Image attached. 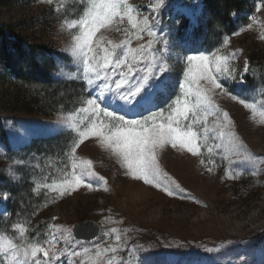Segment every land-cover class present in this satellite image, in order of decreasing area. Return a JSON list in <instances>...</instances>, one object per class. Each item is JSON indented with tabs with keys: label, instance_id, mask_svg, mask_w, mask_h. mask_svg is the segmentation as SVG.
<instances>
[{
	"label": "rangeland",
	"instance_id": "rangeland-1",
	"mask_svg": "<svg viewBox=\"0 0 264 264\" xmlns=\"http://www.w3.org/2000/svg\"><path fill=\"white\" fill-rule=\"evenodd\" d=\"M260 2L246 0L243 10L232 15L231 31L212 30L202 0H165L160 12L163 32L159 34H168L174 82L183 79V65L178 57L238 51L240 55L234 61L237 79L224 83L229 92L248 102L255 101L258 109L253 119L252 111L231 96H213L215 103L230 114L237 138L251 153L262 158L255 174L251 165L240 166L239 171L233 166L235 178H228L229 160L237 157L227 152L216 150L209 154L202 149L206 161L216 160L209 173L200 164L201 157L170 148L163 150L160 154L163 170L185 189L182 195L191 194L190 199L180 195L169 197L159 189L124 177L115 158L94 138L85 140L77 156L93 160L95 170L108 180L111 191L80 188L61 198L42 187L67 171V149L75 137L65 123L70 117L79 123L86 116L77 109L89 91L80 86L86 82L79 68L69 62L68 50L75 30L68 29L65 22L82 14L87 0H0V25L7 26L11 38L39 49V56L45 57L56 85L67 81L79 84L73 106L65 109L60 104L58 110L52 111L40 107L34 98L24 100L17 90L22 86L15 85L13 78L0 82V235L16 240L19 234L14 225L24 223L30 230V238L43 241L50 225L73 229L76 222L90 219L100 224L99 237L80 245L58 240L57 252L79 251L82 247L95 251L94 245H114L115 234L108 237L102 234L116 228L122 240L127 241V248L118 254V259L122 256L131 260L129 252L139 248L143 252L136 255L147 256L151 264H264V116L259 113L264 102V7L256 10ZM130 3L139 8L142 16L150 15L152 0H130ZM201 22L204 28L198 32L196 28ZM101 34L116 43L131 39L133 48L148 39L126 37L123 31L114 28L102 29L97 35ZM192 38L197 40L196 49L185 46ZM40 45L46 48L41 51ZM245 61L250 71L245 76L246 82L241 84ZM0 73L9 72L0 64ZM213 121L210 116L209 126ZM216 143L214 134H210L209 145L215 148ZM220 185L223 190L219 191ZM0 264H6L2 255ZM59 264L68 262L62 256Z\"/></svg>",
	"mask_w": 264,
	"mask_h": 264
},
{
	"label": "snow or ice",
	"instance_id": "snow-or-ice-1",
	"mask_svg": "<svg viewBox=\"0 0 264 264\" xmlns=\"http://www.w3.org/2000/svg\"><path fill=\"white\" fill-rule=\"evenodd\" d=\"M149 7L150 15L142 16L130 0H87L83 13L65 22L68 29L75 30L68 50L69 62L79 68L89 96L77 109L86 114L84 119L75 123L70 117L64 125L75 137L67 149V171L60 179L42 185L56 196L63 198L80 188L111 191L108 180L95 170L93 160L77 156V150L89 138H94L115 158L124 177L150 185L169 197L192 198L191 194L182 195L185 189L163 170L160 154L165 148L201 157L199 162L209 173L216 160L209 158L206 161L202 149L209 154L216 150L227 152L237 157L234 161L229 160L228 178H235L234 165H251L255 174L262 158L251 153L237 138L232 131L234 122L230 114L213 99L217 94L229 95L250 109L255 118L257 103L229 92L224 83L236 81L234 61L240 52L178 57L183 65V79L174 82L173 68L169 64L172 48L168 34H159L163 32L160 12L165 7V0H152ZM261 7H264V0L256 10ZM251 19L255 21L256 17ZM125 23L128 27L122 29L120 25ZM110 28L123 31L126 37L143 40L147 36L148 39L133 48L131 39L116 43L102 34L97 35L102 29ZM224 43L227 45L228 41ZM249 71L250 65L245 61L239 83L246 82ZM259 113L264 116V102ZM210 116L214 117L212 126L208 124ZM210 134L218 141L215 148L209 145ZM14 228L19 234L18 239L0 235V255L6 264H59L62 256L68 264H151L147 256L136 255L143 252L139 248L129 252L133 257L131 260L122 256L118 259V254L126 250L127 241L122 240L116 228L102 234L104 237L115 234L114 245H94L95 251L82 247L79 251L64 249L59 252L56 250L58 240L81 244L71 228L50 225L43 241L30 238V230L24 223H17ZM73 257L80 259L73 260Z\"/></svg>",
	"mask_w": 264,
	"mask_h": 264
},
{
	"label": "trees",
	"instance_id": "trees-1",
	"mask_svg": "<svg viewBox=\"0 0 264 264\" xmlns=\"http://www.w3.org/2000/svg\"><path fill=\"white\" fill-rule=\"evenodd\" d=\"M209 16L212 30L228 29L231 31L233 13L241 12L246 0H203ZM45 49L40 45L38 47ZM42 51V50H41ZM39 49L31 43L11 38L7 26L0 25V64L9 73H0V82L14 79L15 85L24 100L34 98L40 107L58 110L60 104L70 109L75 103L79 84L67 81L56 85L46 67V59L39 56ZM44 55V52L42 53ZM78 86V87H77ZM83 90L85 86L80 84ZM62 92V93H61ZM85 92V91H84Z\"/></svg>",
	"mask_w": 264,
	"mask_h": 264
},
{
	"label": "water",
	"instance_id": "water-1",
	"mask_svg": "<svg viewBox=\"0 0 264 264\" xmlns=\"http://www.w3.org/2000/svg\"><path fill=\"white\" fill-rule=\"evenodd\" d=\"M72 233L74 237L81 242L90 243L99 237L101 226L94 220L86 219L76 222L73 226Z\"/></svg>",
	"mask_w": 264,
	"mask_h": 264
},
{
	"label": "bare ground",
	"instance_id": "bare-ground-1",
	"mask_svg": "<svg viewBox=\"0 0 264 264\" xmlns=\"http://www.w3.org/2000/svg\"><path fill=\"white\" fill-rule=\"evenodd\" d=\"M236 159H237V158H235L234 160H236ZM261 163H262V161H260V162L258 163V165H261ZM240 166L243 167V166H245V165H234V167H237V168H239ZM223 174H224V173H223ZM222 178H223V177H222ZM220 190H223L222 185L219 186V191H220Z\"/></svg>",
	"mask_w": 264,
	"mask_h": 264
}]
</instances>
